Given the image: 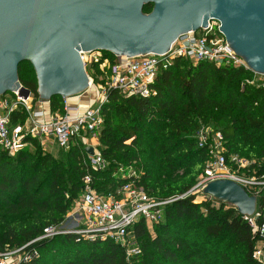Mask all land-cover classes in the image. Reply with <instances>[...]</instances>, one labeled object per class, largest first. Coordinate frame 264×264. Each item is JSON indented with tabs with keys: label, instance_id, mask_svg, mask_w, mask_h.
I'll return each instance as SVG.
<instances>
[{
	"label": "trees",
	"instance_id": "1",
	"mask_svg": "<svg viewBox=\"0 0 264 264\" xmlns=\"http://www.w3.org/2000/svg\"><path fill=\"white\" fill-rule=\"evenodd\" d=\"M151 9L152 4L145 5L143 13ZM253 75L231 65H193L176 58L158 74L149 97L110 90L97 134L98 151L108 163L103 170L89 165L79 141L58 156L32 138L14 156L0 149V260L16 253L21 256L17 264H264L254 258L258 244L264 251V238L252 232L236 208L186 195L207 161L195 138L201 126L220 133L227 155L247 160L246 173L264 180V89L245 84ZM18 79L39 98L29 62L18 66ZM95 84L104 81L95 78ZM48 106L51 113H65L60 96ZM26 117L15 113L11 121L22 123ZM128 167L135 169L148 197L186 195L164 206L159 223L134 225L131 240L140 255L127 258L112 241L73 234L40 239L44 229L65 220L85 175L98 193L107 194L131 181L118 172Z\"/></svg>",
	"mask_w": 264,
	"mask_h": 264
},
{
	"label": "built area",
	"instance_id": "2",
	"mask_svg": "<svg viewBox=\"0 0 264 264\" xmlns=\"http://www.w3.org/2000/svg\"><path fill=\"white\" fill-rule=\"evenodd\" d=\"M218 21L210 20L205 28L189 31L180 35L167 52L146 54L134 57L108 56L103 51H80L79 56L89 79V89L93 80L104 81L100 86L101 96L97 104L84 110L70 107L68 98L64 99L65 113L44 111V102L36 99L31 93L24 97L18 91L12 92L8 99L6 94L0 96V149L14 156L29 143L27 138L37 139L45 151L48 142L61 150H68L72 143L79 141L86 154V160L95 170H103L108 163L97 150V134L102 126L101 106L107 101V93L115 90L123 96L149 97L154 94L151 88L158 74L166 70L176 58H182L196 65L207 62L216 67L231 65L236 68L249 67L227 45L219 31ZM245 84L264 89V75L254 73ZM27 114L24 122L11 121L13 114ZM197 146L207 152L202 175L197 180L196 191L186 194H201L202 200H211L219 205L211 196L203 193L208 183L216 180H231L243 187L246 192L255 196L256 207L252 216H243L253 233L264 238V180L248 175L246 169L250 163L237 155L229 154L223 145L220 133H213L210 128L201 126L195 136ZM92 148V155L86 152ZM121 178H128V183L107 194L98 193L93 187L90 175L82 179V192L73 201L72 208L65 220L56 226L44 229L40 239L58 235L73 234L90 241H112L125 249L127 258L141 254L132 242V228L143 220L148 226L162 220L165 205L180 199L170 198L156 200L148 197L137 184L139 176L133 167L119 168ZM68 224V225H67ZM261 247V246H260ZM256 247L254 258L260 262L263 250ZM9 253L0 260V264H9ZM26 260L29 258L26 257ZM20 258L13 264H17Z\"/></svg>",
	"mask_w": 264,
	"mask_h": 264
},
{
	"label": "water",
	"instance_id": "3",
	"mask_svg": "<svg viewBox=\"0 0 264 264\" xmlns=\"http://www.w3.org/2000/svg\"><path fill=\"white\" fill-rule=\"evenodd\" d=\"M210 20L249 69L264 75V0H0V96L30 94L18 79L22 62L32 65L42 101L81 96L89 79L80 51L161 55ZM203 193L242 216L255 211V196L234 181H212Z\"/></svg>",
	"mask_w": 264,
	"mask_h": 264
},
{
	"label": "crops",
	"instance_id": "4",
	"mask_svg": "<svg viewBox=\"0 0 264 264\" xmlns=\"http://www.w3.org/2000/svg\"><path fill=\"white\" fill-rule=\"evenodd\" d=\"M91 90V91H90ZM99 92L98 90L96 91V88H90L88 89L84 94H82L81 96H77V97H71L68 98V102H69V106L72 107H76L80 110H84L90 106H93L95 104H97V101L99 99ZM44 111L45 113L48 112L49 110V106L48 105H44ZM49 147H52L53 143L48 142L47 144ZM97 150H98V141H97Z\"/></svg>",
	"mask_w": 264,
	"mask_h": 264
},
{
	"label": "rangeland",
	"instance_id": "5",
	"mask_svg": "<svg viewBox=\"0 0 264 264\" xmlns=\"http://www.w3.org/2000/svg\"><path fill=\"white\" fill-rule=\"evenodd\" d=\"M90 88H96V91L98 90V92H99V95L101 96V90H100V86L98 87L97 86V84H95L94 86H92V87H90ZM91 91V90H90ZM100 96H99V98H100ZM6 97L8 98V99H10V97H12V92H7L6 93ZM38 100H40V101H42L40 98H38ZM45 152H50V153H52L54 156H58L60 153H61V149L58 147V146H56V145H53L52 147H49L48 145L46 146V148H45ZM178 173H180V172H178ZM196 185H197V183L193 186V188L191 189V191L192 192H195L196 191ZM197 196V199L199 200V201H201L202 200V196H201V194H197L196 195ZM68 225V224H67ZM258 247H260L261 245L260 244H258L257 245ZM261 248V247H260ZM21 256L19 255V254H12L11 256H10V258H9V264H13L14 263V261L15 260H17V259H19ZM260 259H261V261L262 262H264V251H263V255H262V257H260Z\"/></svg>",
	"mask_w": 264,
	"mask_h": 264
},
{
	"label": "bare ground",
	"instance_id": "6",
	"mask_svg": "<svg viewBox=\"0 0 264 264\" xmlns=\"http://www.w3.org/2000/svg\"><path fill=\"white\" fill-rule=\"evenodd\" d=\"M69 102H70V100H69Z\"/></svg>",
	"mask_w": 264,
	"mask_h": 264
}]
</instances>
